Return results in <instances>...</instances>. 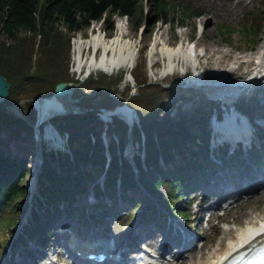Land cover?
I'll return each instance as SVG.
<instances>
[{
    "label": "trees",
    "instance_id": "16d2710c",
    "mask_svg": "<svg viewBox=\"0 0 264 264\" xmlns=\"http://www.w3.org/2000/svg\"><path fill=\"white\" fill-rule=\"evenodd\" d=\"M134 1L0 0V35L5 37L10 44H0V74L11 84L9 97L4 102H0V133H7V138L10 139H32L34 130L31 122L10 116L6 111V107L20 101L23 94L28 98L45 97L53 92L57 84L74 82V78L67 72L69 35L84 30L92 21L101 19L103 14L116 13L121 15L129 21L132 30L138 32L141 28V21L133 18L135 14ZM152 1L157 12L155 18L158 21L163 20L158 15L163 14L164 11L173 14L180 12L184 16L196 14L186 0ZM244 20L245 22L243 21L239 25L241 31L253 35L263 25L264 9H251L247 12ZM246 22L247 26L244 25ZM104 26L107 29H112V24L108 19L105 21ZM58 27L63 28L62 34L59 33ZM146 31L145 28H142L141 37L146 35ZM229 31V27L221 26L219 28L223 38H226V33ZM36 33L41 38L38 50L35 49ZM39 53H42L43 57L40 65H37L34 69L35 58L33 56H37ZM139 72L141 74L140 70ZM138 77L136 75L139 81L140 77ZM114 83H116V80L104 77L102 80H90L87 86L89 85L92 88L99 86V89L104 90L103 88L111 87ZM27 84H29V88L26 87ZM140 85H144L142 91L140 90L137 98L130 101V106L140 115L141 128H134L133 135L137 141L144 142L142 145L145 161L148 163L154 162L159 156L167 158L173 148H177L173 154L178 155L184 152L181 148L188 149V145L196 143L198 138L202 142L206 141L207 137L204 129L208 126V117H210L211 111L200 113V117L193 112L197 117L192 115L193 117L190 119L181 116L180 119L172 121L170 118L165 117L167 122L164 120V123H160L157 120L158 114L165 111L163 107L167 105V108L169 105V102L165 101V98L167 99L165 93H168L169 89L166 87L161 89L158 86L143 83ZM77 94L78 92L75 95ZM99 105L106 109L108 107L113 109V106H115L110 102ZM99 105L89 103L87 108L90 111L87 114L63 118L57 122L60 129H66L69 132L70 155L58 153L56 159L53 152H43L44 166L41 178L44 179V187L39 191V196L35 194V205L40 206L42 201L49 199L53 201L59 196L61 200H68L65 194L68 191L71 192L77 189L80 184L85 183V176H92L93 173L108 170L107 175H113L120 172L126 174L127 169L131 171L128 162L125 165L119 164L120 158L117 154L125 143L127 128L124 122L117 120L114 127L121 136V142L120 144H117V142L111 143L108 147L112 156V163L109 168L105 155L106 148L102 140L97 139L95 144L90 142L89 138L94 132L93 129L99 123L96 115ZM256 107L247 109V113L254 115L257 112ZM217 110L220 109L217 108ZM193 125L198 127L197 131L200 133H197V131L195 133ZM94 134L98 136V133ZM0 143L1 146L5 144L4 141ZM5 152V150L0 149V212L3 213L0 217V227L8 228L17 224L16 212L18 207L31 194L21 185L26 172L25 166H21L17 161L9 158L4 154ZM49 158H53L62 168L69 170L68 175L64 176L62 172L56 171L50 164ZM134 161L138 165L141 164L139 156H135ZM162 175L168 176L166 180L168 181L169 194L168 201L162 200L161 203L169 208L168 205L171 204V200L176 199L179 193V187L176 186V183L183 182L185 177L182 176V171L181 173L178 172V168H175V170L169 169L167 172H163ZM131 177L132 175L126 177L125 182L130 183L133 179ZM164 182L165 180H161V178L142 179V183L153 193H157L159 184ZM178 213L185 215L181 210H178ZM37 228L38 230L33 232L35 235L46 233L45 226H41L39 222L36 223L35 227L30 226L27 233ZM40 239L42 240L41 237Z\"/></svg>",
    "mask_w": 264,
    "mask_h": 264
},
{
    "label": "rangeland",
    "instance_id": "374dc122",
    "mask_svg": "<svg viewBox=\"0 0 264 264\" xmlns=\"http://www.w3.org/2000/svg\"><path fill=\"white\" fill-rule=\"evenodd\" d=\"M191 5L193 11L196 13L192 16H184L180 12L170 13L169 11H164L163 14L158 15L162 17L163 20H157V12L155 11L154 2L152 0H135L134 1V20H140L141 28L138 32H134L130 26L128 20H126L121 15L116 13L114 14H103L102 18L97 21H92L87 28L80 31L79 33H75L69 35V59H68V67L67 72L70 76L74 78V82H67L74 87L76 86V91L78 92L77 95H74V107L77 109H73V113H77L78 111L82 112L83 110L88 109V105H99L110 102L113 106V109L108 107L110 111H115L118 107L121 106H129L132 99H135L139 96L140 90L142 91L143 84L155 85L160 87L161 89L166 87L169 89L165 93L167 99L165 101L169 102L168 107H163V110L158 114V122L164 123V120L167 122L165 117L170 118V120H178L182 116H185L186 119H190L193 116L198 114L200 117V113L210 112V117H208L210 126L213 120H217V118H224L225 115H228L229 112H234L236 107L240 113L248 114L247 109H251L252 107H256L257 112L259 115H264V94L262 92L255 91L254 96H251V93L246 94L242 90V83L239 78H231L230 80L233 82L234 85H239L237 89L243 91L241 95L237 93V96H233L231 100H222L219 98V95L216 94L215 90L210 91L205 89L204 87L196 88L192 92H187L182 89H178L179 84H177L178 78L172 75L174 74L172 70H169L167 66V61L163 59L159 53L153 47L154 54L150 57L148 54V50L151 49L154 40L157 41L162 40V43L167 44L170 48H175L182 42L187 43L188 48H194L196 51L199 50V57L200 55L204 54L201 60L202 66V73L200 74V78L207 76V74L215 73L216 71L212 69L211 64L215 62L217 58H220L222 55H239V54H250L254 52L259 46L262 44V39L264 37V22L263 25L259 30H257L253 35L248 34L247 32L241 31V27L239 26L243 21L245 22V16L248 11L253 8H259L261 10L264 9V1L263 0H186ZM141 14V15H140ZM108 21L112 24V29H107L104 24L105 21ZM247 26V22L244 24ZM221 26L229 27L230 31L226 33V38H223V35L219 32V28ZM145 28L146 35L141 37V30ZM117 29L123 32V35L126 39H130V41H137L139 53L137 59L136 68L131 72L125 69H120L116 74H107L105 72H87L82 73L85 74V79H80V77H76L77 72V65L74 53L75 43L80 36L82 39L86 40L90 38L92 35L97 33L104 34L106 39L112 38L115 34ZM59 33H63V28L58 27ZM247 33V34H246ZM59 34V35H61ZM65 34V33H64ZM67 35V34H65ZM222 35V36H221ZM158 36V37H157ZM68 37V35H67ZM36 46L35 49H39L38 45L41 43L40 35L36 33L35 36ZM33 39V38H32ZM139 41V43H138ZM9 44V41L0 35V44ZM158 44V43H157ZM10 45V44H9ZM30 52V51H29ZM101 57V55H99ZM34 64L33 68L35 69L37 65H40L41 58L43 57L42 53L37 54V56H33ZM198 59V58H197ZM196 62H198L196 60ZM177 68L179 71H185L184 74L188 73V68L184 67L185 60H180L177 62ZM154 65V66H153ZM181 66V67H180ZM82 70V69H80ZM79 70V71H80ZM141 71V74L139 72ZM134 72V73H133ZM136 72H138L136 74ZM80 73V72H79ZM181 74V73H180ZM136 75L140 77V82L137 80ZM189 75V74H187ZM132 76V77H131ZM104 77L111 78L116 80V83L111 85V87L103 88L104 90L99 89V86L89 87L90 80H102ZM138 77V78H139ZM76 78H79L77 81H81V83H77ZM101 78V79H100ZM132 79V80H131ZM212 82V85L216 86L215 83ZM75 84V85H74ZM58 85V84H57ZM211 85V84H210ZM29 84L26 85L28 87ZM85 86V87H84ZM107 87V86H103ZM29 88V87H28ZM55 89V88H54ZM27 90V89H26ZM24 90V92H26ZM163 91V90H162ZM54 90L48 96H39L35 98H28L25 97L24 94L21 97V100L18 101L16 104H11L6 107L7 113L17 119H24L31 122V124L35 125V122H39L41 118L38 116V111L35 109V105H33V101L56 97L54 95ZM251 96V97H250ZM249 97V98H248ZM169 99V100H168ZM173 101V102H172ZM86 104V105H85ZM246 107V109H245ZM217 108L220 110L217 111ZM103 109L100 105L98 106V110L100 115L103 116ZM242 111V112H241ZM102 112V113H101ZM107 112V111H106ZM195 112L196 114H194ZM221 112V113H219ZM69 114H73L68 112ZM67 113V114H68ZM218 114H221L219 117ZM32 115V116H31ZM63 115V114H62ZM98 115V114H97ZM60 116V115H59ZM99 116V115H98ZM217 116V117H216ZM197 117V115L195 116ZM264 117V116H262ZM52 122V121H51ZM39 124V123H38ZM138 124V122L136 123ZM141 128V124L139 123ZM195 127V133L198 130V127ZM206 127L205 131H210L209 127ZM48 128V127H46ZM95 130V129H93ZM92 133V132H91ZM197 133H200L197 131ZM117 135V132H114ZM111 132V136L114 135ZM103 136V133L101 134ZM107 137L109 136L108 134ZM142 135V134H141ZM3 134L0 133V138H2ZM104 137V136H103ZM90 142L92 143V138L90 136ZM55 140V139H54ZM95 144V141L94 143ZM15 142H12L11 147H14ZM59 147V146H58ZM127 149L125 151L127 158H129V147L130 142L125 146ZM35 146L30 147L29 150H25L21 148V145L17 149L18 154L22 153L25 158V170L23 177V182H21L22 186L25 187L30 194L32 193L35 195V192L39 189V180L38 176L41 171L42 161L39 160L41 156L35 157L36 151ZM21 155V154H20ZM133 155V154H132ZM131 157V155H130ZM35 159H37V163L35 166ZM98 174H102V171L97 172ZM99 175V176H100ZM98 176H94V178H90L88 181L90 185L96 182ZM139 186V185H135ZM138 198L142 196V192L140 189H137ZM29 195L23 204L19 205L18 210L16 212L17 221L15 226L10 227H0V264H9L5 263L8 260L11 261V257L14 258L16 261L19 258L15 256H19L18 254L24 253L22 251L24 247H20L18 242L15 243L14 238L15 235H19V224L21 223L22 219L25 216V212L28 208H32L36 206L33 202L32 196ZM169 194V187L166 183H160L158 188V195L154 196L155 203H158L164 199L165 196L168 197ZM153 196H150L153 198ZM190 196L187 198V202L190 201ZM143 197V196H142ZM238 198V196H236ZM168 199V198H167ZM146 200V199H145ZM199 201V196H196L195 202ZM181 204V201H179ZM128 210L126 211L128 214L127 216H123L121 219L119 218L115 223L112 222L108 228L110 231L115 228L114 238L115 235L121 236L125 235L128 232H131L133 228L137 225L136 220L138 219V215L140 213H146L147 206L143 208L142 211L134 214L131 204H128ZM125 206V205H124ZM194 208V203L188 204L187 207H183L182 209L186 211V217H182L180 215L176 219H171L170 217H165V219L172 223H177L180 227H186V225L192 222L193 225L199 223V217L197 215H192L191 211ZM33 209H36L34 207ZM145 209V210H144ZM144 211V212H143ZM87 214L90 216L92 213H88V209L86 210ZM125 211L122 214H126ZM223 213V215H221ZM3 215L0 212V217ZM264 215V191L252 195L247 200L239 199L232 208L229 210H221L216 209L213 211V217L210 222H208L207 227L201 230L204 226L201 224L199 228V233L201 235V239L197 244V248H201L204 250L205 256H207L209 252H211L217 245L223 246L230 238L235 236V233L228 234L225 229H234L238 230L242 226L246 224V221L250 217H261ZM142 217V216H141ZM66 216L62 215L59 219V222L63 220H68ZM121 222H120V221ZM83 220L79 219L77 216L74 219V222H82ZM89 221V222H88ZM88 227L90 228L92 224L94 225L93 217L86 221ZM120 222V224H119ZM135 224V225H134ZM83 231L84 229L80 226L74 224L73 226L66 228L67 231L78 229ZM97 228V227H96ZM176 228V226H175ZM94 229V228H93ZM98 229V228H97ZM106 229L99 228V231ZM92 232V231H91ZM110 233V232H108ZM67 235V232H63V236L61 235L60 240H63ZM97 235V234H96ZM48 246L50 248L46 250V253L49 252V257L53 259V264H71L70 261L66 258L65 255L61 252L60 247H57L54 244L55 236L54 232L50 234L48 237ZM66 237V242H67ZM152 242V241H149ZM145 246V245H144ZM158 244L152 242V247L158 248ZM50 249V250H49ZM51 249H56L51 251ZM55 251V252H54ZM174 254V253H173ZM25 256V255H23ZM187 256V253H186ZM185 256V257H186ZM12 258V259H13ZM25 258H27L25 256ZM43 258H39L38 260L33 261L30 259L33 264H43ZM22 260V259H21ZM186 260V259H185ZM20 261V260H18ZM188 262V261H187ZM16 263V262H14ZM189 263V262H188ZM171 264H179L175 260Z\"/></svg>",
    "mask_w": 264,
    "mask_h": 264
},
{
    "label": "bare ground",
    "instance_id": "6f19581e",
    "mask_svg": "<svg viewBox=\"0 0 264 264\" xmlns=\"http://www.w3.org/2000/svg\"><path fill=\"white\" fill-rule=\"evenodd\" d=\"M156 42L158 43L157 45ZM154 44L155 45H152L151 49L148 50L149 56L151 57L154 54V46L157 53H159V55L167 61L166 67L169 70H172V72L174 73L173 75H175L176 71L178 70L177 62H179L180 60H185V65L183 66L188 68L189 70L190 63H195L197 60L200 64V59L204 57V54L200 55L199 57V50L196 51L194 48H188L187 43L184 42H182L175 48H170L169 46H167V44L162 43V40H160L159 42V40L157 41V39L154 40ZM74 53L77 65L76 77H80V79H85V74L83 75L82 73H97L102 71L107 74L114 75L120 69H125L132 72L137 65V56L139 53V48L137 41L133 42L130 41V39H126L123 35V32L117 29L116 34L110 39H106L104 34L102 33L92 35L86 40L82 39V37L80 36V38H78L75 43ZM99 55H101V57ZM211 66L212 69L216 71L215 73L210 72L209 74H207V76L200 79H197L198 74L194 77L190 76V80L187 82H192L194 83V85H197L192 86L195 88H190V90H195L196 88L200 87H204L205 89L210 91L215 90L216 94H218L219 98L222 100H231L233 96H237V93L241 95L243 91L246 94L251 93V96H254L256 90L264 94V37L262 39V44L254 52L245 55L239 54L236 56L229 54L222 55L220 58H217L215 62L211 64ZM183 72L180 71L181 74H184ZM235 77L239 78L242 83V85L240 86H242L243 91L241 92L239 89H237L239 85H234L233 82L230 80L231 78ZM194 78L195 81L193 80ZM77 80H79V78H76V81ZM212 82H214L216 86L212 85ZM77 83H81V81H77ZM74 88H76V86ZM33 105H35V109L38 111L39 118L44 119V121H46L47 119L50 120L58 115L66 114L67 112L73 113L74 108L73 104H71L73 105V108H71L69 103L57 97L35 100L33 101ZM101 111H103V118L105 120L100 119L99 124L100 128H104L108 122L107 118L113 114H111L112 112H105L110 111V109H103ZM237 111H239L238 106L232 114L225 115L222 120H213L211 122V129L214 130L213 136L215 139L217 138L216 136H222V138L227 136L226 138H230L233 142L240 139L239 137L237 138V136H240L245 138L247 145H250L249 138L247 136L248 132L250 131L248 128V124L246 123V117L245 115H242L240 114V112ZM114 114L121 116L130 125L136 123L137 120L140 119V115L138 114V112L130 105L118 107L115 110ZM94 128H97V126ZM55 134L56 133L53 130L49 132V136ZM235 134H237V136ZM250 134L252 135L254 133ZM19 140L11 138L9 142H15V144L21 145L22 143ZM255 146H259V144L256 143ZM256 148L257 147H254V150H256ZM259 150L261 151V149ZM118 155L126 156V153L120 152L118 153ZM164 160H166L165 162H167V159ZM255 161L257 160L255 159ZM254 163L255 162H252V164ZM156 170H158V168H156ZM156 170L154 169L153 172L152 170L148 171V169H139L138 172H140L142 175H152L156 174ZM122 185H124L125 187L127 186L124 183ZM118 186L119 184L116 183V186H114L113 188H108L111 191L110 194L107 195V199L109 201H120L122 199V193H120ZM143 187H146V185H144ZM262 191H264V186H261L256 192V194ZM145 202L147 201L145 200ZM127 214L128 213L126 212V214H124L123 216H127ZM123 216H121V218ZM154 219V223L157 224L156 218ZM173 230L174 232L171 228H168L166 232L167 234L161 235V237L165 238L164 241L167 240L166 242H169L172 239L173 235L177 233L175 229ZM224 231H226V233L228 234H231L233 232L235 233V236L230 238L223 246L218 244L216 248H214L211 252L207 254L204 260L201 261V259L205 256L203 250L204 248L202 249V247H196L195 249L192 248L184 251L179 250L178 253L180 254V256L176 259L177 263L225 264L229 259L235 256L239 251L247 248L251 243L258 241L259 239L264 240V238H262L264 236V215L261 217H250L246 221V224L238 230H234L231 228L225 229ZM69 241H72L71 238H69ZM124 243L125 242L119 244V250H121V245H123ZM174 249H176V247L169 244L165 246V249H163V251L170 252ZM113 251H115V249H113ZM70 254H72V252H70ZM23 263L24 261L21 264ZM24 264L30 263L25 262ZM110 264H114V261L111 260Z\"/></svg>",
    "mask_w": 264,
    "mask_h": 264
},
{
    "label": "water",
    "instance_id": "95a60500",
    "mask_svg": "<svg viewBox=\"0 0 264 264\" xmlns=\"http://www.w3.org/2000/svg\"><path fill=\"white\" fill-rule=\"evenodd\" d=\"M10 89L11 84L3 75L0 74V102H4L9 97ZM54 91V95H56L57 98L63 99L65 102L70 104L71 108H73V105L71 104L74 103L75 100L73 96L77 92L75 91L73 85L69 83H59L56 85ZM73 109H75V107Z\"/></svg>",
    "mask_w": 264,
    "mask_h": 264
}]
</instances>
